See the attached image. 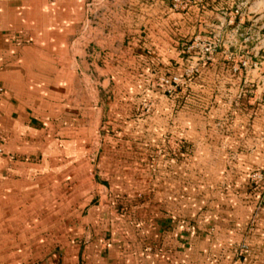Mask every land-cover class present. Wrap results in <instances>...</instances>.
I'll return each instance as SVG.
<instances>
[{"label": "rangeland", "instance_id": "rangeland-1", "mask_svg": "<svg viewBox=\"0 0 264 264\" xmlns=\"http://www.w3.org/2000/svg\"><path fill=\"white\" fill-rule=\"evenodd\" d=\"M42 4L29 16L53 42L32 60L19 99L29 105L0 122V264H62L98 231L121 236L134 264H165L160 254L182 251L195 229L208 252L217 219L243 232L237 197L256 192L253 228L264 206V0ZM0 96L14 95L0 86Z\"/></svg>", "mask_w": 264, "mask_h": 264}, {"label": "crops", "instance_id": "crops-1", "mask_svg": "<svg viewBox=\"0 0 264 264\" xmlns=\"http://www.w3.org/2000/svg\"><path fill=\"white\" fill-rule=\"evenodd\" d=\"M33 4H35L34 6L36 4L39 5L38 8L42 11V0H0V86L5 89V93L9 92L14 95L12 101H10V97L0 96V122L2 117L4 119L7 117L8 119L9 115H6L7 109L24 108L29 105L24 103V100L20 101L19 99H24V95L32 90L29 87L31 83L29 78L36 73H33L32 70L34 64L32 60H34L35 56V59L38 60L46 58L44 43L51 42L46 37L44 22L41 21L39 25L36 20V23L33 24V17L29 16V9ZM52 6H48L47 9L51 11ZM52 34L54 33L52 32ZM47 35H50V33ZM34 47H37V49L33 51ZM9 118L11 119L10 122H12L13 117L9 116ZM240 171L238 168L233 169L232 175H239ZM228 172L230 173L229 170ZM236 187L234 186L232 190L234 191ZM228 188H230L229 185ZM254 195H256V192L249 194L248 200L237 197L239 206L244 208L245 216L249 214L247 211L251 210L252 206L256 208L255 202H257V199L253 197ZM243 196L245 195L243 194ZM227 200L229 202L224 203H226V209H230L232 200L230 198H227ZM245 216H243V220L246 223L244 224L243 232L240 234L233 232V224H229L225 220L222 223L220 219H217L219 223L214 225L216 228L215 237L211 240L215 248H210L208 252L196 249L197 242H199L201 236L195 229L190 234V240L181 244V247L185 248L187 246V249L184 250L183 248L182 251H164L160 254L162 257L161 261L166 260L165 264H173L169 262L171 261L170 257L178 256L181 262L183 261L187 264H189V261H186V259H194V264H202V259L206 257L214 259L211 264H214V262L215 264H264V206H258V211L253 217L255 220L253 228H248L252 217L248 218ZM159 223L162 224V221H158V225L155 226L157 231L162 227L161 224L159 226ZM222 224L223 226L225 225V228L220 229V232H218V226ZM92 227L94 230L95 227ZM105 235L107 234L104 233ZM179 237L182 238L181 235ZM87 238L88 236H86V241L84 242L80 241L69 245L67 248L69 253L63 255L62 264H134L139 261L135 255H125L126 242L121 236H112L106 239L98 231L94 232L92 237L89 238L91 240ZM235 240L242 241V245L245 246V254L242 258L236 257L234 259L231 248ZM185 243L187 245H184ZM173 260H176V258ZM40 264L50 263L41 262Z\"/></svg>", "mask_w": 264, "mask_h": 264}]
</instances>
